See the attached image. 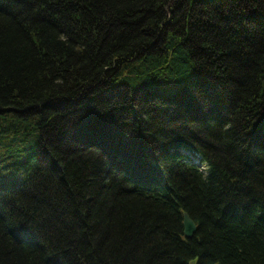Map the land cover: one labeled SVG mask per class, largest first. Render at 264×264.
<instances>
[{
  "label": "trees",
  "instance_id": "trees-1",
  "mask_svg": "<svg viewBox=\"0 0 264 264\" xmlns=\"http://www.w3.org/2000/svg\"><path fill=\"white\" fill-rule=\"evenodd\" d=\"M0 264H264V0H0Z\"/></svg>",
  "mask_w": 264,
  "mask_h": 264
},
{
  "label": "water",
  "instance_id": "water-1",
  "mask_svg": "<svg viewBox=\"0 0 264 264\" xmlns=\"http://www.w3.org/2000/svg\"><path fill=\"white\" fill-rule=\"evenodd\" d=\"M196 231L195 223L190 219L187 214L183 218V233L186 237H191Z\"/></svg>",
  "mask_w": 264,
  "mask_h": 264
},
{
  "label": "rangeland",
  "instance_id": "rangeland-1",
  "mask_svg": "<svg viewBox=\"0 0 264 264\" xmlns=\"http://www.w3.org/2000/svg\"><path fill=\"white\" fill-rule=\"evenodd\" d=\"M174 115V114H173ZM178 117H180V116H178ZM181 118V117H180ZM180 118L178 119L177 118V120H180ZM65 141H69V143L67 142V144H75L77 141H75V140H72V137H70L69 136V138L67 137V139H65Z\"/></svg>",
  "mask_w": 264,
  "mask_h": 264
}]
</instances>
